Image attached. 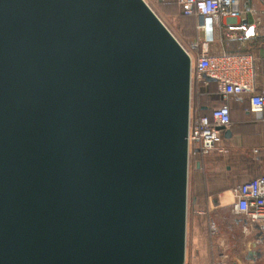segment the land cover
<instances>
[{
    "label": "water",
    "instance_id": "1",
    "mask_svg": "<svg viewBox=\"0 0 264 264\" xmlns=\"http://www.w3.org/2000/svg\"><path fill=\"white\" fill-rule=\"evenodd\" d=\"M190 69L145 0H0V264H183Z\"/></svg>",
    "mask_w": 264,
    "mask_h": 264
},
{
    "label": "built area",
    "instance_id": "2",
    "mask_svg": "<svg viewBox=\"0 0 264 264\" xmlns=\"http://www.w3.org/2000/svg\"><path fill=\"white\" fill-rule=\"evenodd\" d=\"M156 1L172 2L182 16L196 20L197 42L189 49L182 46L190 57L191 80L206 84L208 81L204 76L215 78L216 91L224 100L220 105L212 107L208 113L189 112L188 167L191 162L195 168L196 162L200 161L202 156L212 152H227V148L223 146L224 130L220 127L226 129L231 123L230 108L227 103L230 97H244L248 100L251 112H264V90L258 91L256 87L255 50L212 49L218 20L229 19L230 28L237 25L236 20L243 12L241 4L249 0ZM232 193L234 196L232 212L244 218L242 227L244 235L256 237L257 240L264 242V174L236 185ZM208 229L213 236L219 232L217 223L212 219L208 221ZM227 259V254H221L215 264H227Z\"/></svg>",
    "mask_w": 264,
    "mask_h": 264
},
{
    "label": "crops",
    "instance_id": "3",
    "mask_svg": "<svg viewBox=\"0 0 264 264\" xmlns=\"http://www.w3.org/2000/svg\"><path fill=\"white\" fill-rule=\"evenodd\" d=\"M148 1L157 3L156 0ZM241 6L243 12L236 20L237 25L230 28L229 19L218 20L212 49L255 50L256 87L261 91L264 90V0H249ZM223 101L219 99L215 106ZM227 103L231 117V123L226 128L230 133L228 137L223 131V146L227 152L202 156L200 167L194 168L199 173V179L195 183L193 209L199 215H205L203 208H210L211 203L217 208L230 204L231 198L234 201L232 189L236 185L264 174V112H251L244 97H230ZM211 108L201 105L199 110L200 113H208ZM234 227L229 225L230 230H235ZM242 239L235 243H241L243 250L231 257L230 264H264V242L253 236L244 242Z\"/></svg>",
    "mask_w": 264,
    "mask_h": 264
},
{
    "label": "rangeland",
    "instance_id": "4",
    "mask_svg": "<svg viewBox=\"0 0 264 264\" xmlns=\"http://www.w3.org/2000/svg\"><path fill=\"white\" fill-rule=\"evenodd\" d=\"M146 1L181 46L189 49L192 44L197 42L198 32L194 18L182 16L177 6L172 2ZM197 83L201 82L191 80L190 111H194L198 105H205L208 109L217 105L219 99L216 96L215 85L212 82L202 83L204 88L200 89L201 87L197 86ZM197 179H199V173L194 171L190 162L187 175L185 257L183 264H215L221 254L228 255L226 262L230 264L231 257L243 250L241 243L235 242H239L241 237L244 242L251 236H245L243 233L244 218L232 212V198L230 204L226 206L217 208L211 203L209 210L203 208L205 215L194 212L193 196ZM209 219L214 220L219 227V232L215 236L209 232ZM230 224L235 226V230L229 229Z\"/></svg>",
    "mask_w": 264,
    "mask_h": 264
},
{
    "label": "trees",
    "instance_id": "5",
    "mask_svg": "<svg viewBox=\"0 0 264 264\" xmlns=\"http://www.w3.org/2000/svg\"><path fill=\"white\" fill-rule=\"evenodd\" d=\"M158 3V2H157ZM214 85H215V88H216V84H215V82H212ZM197 86H199V87H201L200 89H203L204 87H203V85H202V83H197ZM203 87V88H202ZM216 96L219 98V99H221L222 101H223V98H222V96L220 95V94H218L217 93V91H216ZM201 105H198V107H196V109L194 110L195 112H197V113H200V111L201 110H199V107H200ZM239 216V215H238Z\"/></svg>",
    "mask_w": 264,
    "mask_h": 264
}]
</instances>
